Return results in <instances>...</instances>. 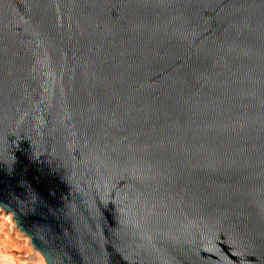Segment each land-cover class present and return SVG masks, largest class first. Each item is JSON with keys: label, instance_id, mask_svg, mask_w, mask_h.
<instances>
[{"label": "water", "instance_id": "water-1", "mask_svg": "<svg viewBox=\"0 0 264 264\" xmlns=\"http://www.w3.org/2000/svg\"><path fill=\"white\" fill-rule=\"evenodd\" d=\"M0 207L45 264H264V0H0Z\"/></svg>", "mask_w": 264, "mask_h": 264}, {"label": "rangeland", "instance_id": "rangeland-1", "mask_svg": "<svg viewBox=\"0 0 264 264\" xmlns=\"http://www.w3.org/2000/svg\"><path fill=\"white\" fill-rule=\"evenodd\" d=\"M22 234L14 225L12 213L0 207V264H45L41 254L29 257L32 249Z\"/></svg>", "mask_w": 264, "mask_h": 264}, {"label": "bare ground", "instance_id": "bare-ground-1", "mask_svg": "<svg viewBox=\"0 0 264 264\" xmlns=\"http://www.w3.org/2000/svg\"><path fill=\"white\" fill-rule=\"evenodd\" d=\"M23 235V240L26 242V244L32 249V251H31V253H30V255H29V257L30 258H33V257H35L36 255H39V253L38 252H36L35 250H33V248H32V244H31V240L27 237V235L26 234H22Z\"/></svg>", "mask_w": 264, "mask_h": 264}]
</instances>
